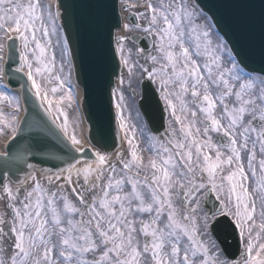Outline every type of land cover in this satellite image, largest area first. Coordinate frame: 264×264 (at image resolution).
<instances>
[{
	"label": "snow or ice",
	"instance_id": "obj_1",
	"mask_svg": "<svg viewBox=\"0 0 264 264\" xmlns=\"http://www.w3.org/2000/svg\"><path fill=\"white\" fill-rule=\"evenodd\" d=\"M82 6L90 25L101 27L104 0ZM61 7L59 0L55 12L43 0H0V264H264V0L119 5L126 15L111 38L122 64L134 75L138 61L130 63L123 45L138 39L129 33L142 31L153 43L140 67L169 116L164 132L148 137L147 162L134 142L136 129L129 131L120 115L122 91L116 106L127 154L77 147L62 110L75 96L60 75L70 55L67 27L56 23L64 19ZM17 74L26 82L17 81L14 93ZM26 92L47 104L50 117L55 111L63 148L49 140L56 133L47 125L20 135ZM65 150L74 155H58ZM52 159L63 166H40ZM209 190L220 201L212 223L230 217L238 232L237 259L220 258L208 214L198 215L199 194ZM225 190L227 199H220Z\"/></svg>",
	"mask_w": 264,
	"mask_h": 264
},
{
	"label": "water",
	"instance_id": "obj_2",
	"mask_svg": "<svg viewBox=\"0 0 264 264\" xmlns=\"http://www.w3.org/2000/svg\"><path fill=\"white\" fill-rule=\"evenodd\" d=\"M104 2L107 5L105 20L99 28L91 26L88 22L87 9L82 6L83 0H59L62 5L60 11L64 19H58V22L59 25L64 23L67 27L74 81L82 89L80 109L86 124V138L96 149L112 153L120 151V148L113 151L120 144V135L115 121L111 95V88L114 86L119 72V60L115 53L111 35L118 28L120 15L116 0H104ZM204 2L207 3L209 0H204ZM212 2H216V0H212ZM73 5L75 7H72ZM68 11L72 12L74 20H69ZM228 11V9H221L218 15L226 16ZM129 20L131 21V19ZM134 35L138 37L134 42L140 45L142 49L149 47L150 38H145V35ZM254 66L258 67L259 65ZM17 81L26 82V77H20V74H17V80H14L11 85L12 88L19 89L20 83ZM25 96L26 102L21 100L24 119L21 122L20 135L28 137L34 134L38 127L47 125L56 133V135H49V140L58 148H63V144L60 143L63 137L52 124V118L41 107L40 101L31 93L26 92ZM137 105L150 130L154 133L161 131L164 125L165 112L153 84L146 78L141 82ZM58 136L60 140L57 139ZM58 155L67 159L74 153L65 150L59 152ZM89 155L90 153H85V157ZM36 163L40 162L36 161ZM40 166L54 168V166L63 165L60 164L59 160L52 159L40 163ZM207 199L204 205L210 209L209 213H214L219 208V204L209 197ZM219 219L220 223L211 224V230L224 253L233 258L238 253V233L231 226V221L227 217H220Z\"/></svg>",
	"mask_w": 264,
	"mask_h": 264
},
{
	"label": "rangeland",
	"instance_id": "obj_3",
	"mask_svg": "<svg viewBox=\"0 0 264 264\" xmlns=\"http://www.w3.org/2000/svg\"><path fill=\"white\" fill-rule=\"evenodd\" d=\"M50 1L51 0H43V2L45 4H50ZM52 11H53V8H52ZM135 11H136V9H135ZM136 32H141V31H136ZM52 41H53V44L55 45L56 36L52 37ZM116 46H117L116 47L117 49L120 47V45L117 42H116ZM123 48H124V55L125 56L129 55V50H131L130 63L137 62V61H138V63H136L135 67L133 68L134 75H132V76L129 75L128 69L124 68V66L122 64L121 78H123V83H121V82L119 83V86L116 90V95H114L115 107H116V111L118 113V109L116 106L117 105V97L119 96L120 92L122 91L123 92V101L121 102V110L122 111L120 112V115L123 116L126 124L128 125L129 131L133 127L136 129L135 136H134V142H138L139 152L143 156L145 162H147V160L152 155V153L149 150H147L148 144H149L148 137L152 134L148 131L146 124H145L142 116L140 115V113L137 109L136 99H137L138 93H139V86H138L139 79L144 74L142 72V69L140 66L144 64L145 58L148 55V53L143 52L142 54L137 55V53H136L137 47L130 40H127L124 42ZM55 54H56V60H57L56 68L58 70L59 66H60V62H61V50L59 47L55 48ZM119 55H120V53H119ZM120 57H121V55H120ZM60 75L67 80V84L71 85V91L75 96V90L73 88V84L70 81L67 59L64 63L63 73H60ZM67 84L65 85V89L63 90V92L68 91ZM53 86H55V84H49L48 85L49 88H51ZM128 88L134 89L137 92L136 96H131L128 93ZM13 92L15 93L14 90H13ZM63 92H61V94H63ZM49 98L53 99V101L55 103V100L59 99V96H52L50 94ZM44 107L46 108L47 104H45ZM62 110L67 113V117L69 120V132H70V134L74 130L75 134L77 135V137L79 139L78 132H77L78 127H77V113H76L75 103H72L69 105V102L67 100L63 101L62 102ZM55 115H56L55 111H53L52 117H55ZM62 120H63V117L60 118V121H62ZM60 121H58V122H60ZM118 121L120 123L119 117H118ZM122 134L124 136V141H125V147L122 151L125 154H127L128 144H127L126 139H125V130H122ZM2 140H3V138H0V141H2ZM245 162H246V160H245ZM201 192L199 195H201ZM222 197L224 200L227 199V195L226 196L222 195ZM3 210H4L3 209V203L0 202V211H3ZM204 214H206V213L203 210H201L198 213V215H200V216H203ZM202 238H207V237H202ZM206 241H207V239H206Z\"/></svg>",
	"mask_w": 264,
	"mask_h": 264
},
{
	"label": "bare ground",
	"instance_id": "obj_4",
	"mask_svg": "<svg viewBox=\"0 0 264 264\" xmlns=\"http://www.w3.org/2000/svg\"><path fill=\"white\" fill-rule=\"evenodd\" d=\"M130 2L136 4L137 7L140 8V9H142L143 6H144V0H130ZM121 3H123V0H121L119 2V5ZM50 4L54 8V0H51ZM132 10H134V9H132ZM69 74H71L70 70H69ZM70 78H71V75H70ZM71 83H72V80H71ZM118 86H119V83L117 82L116 85H115V90H117ZM73 88L75 90V104H76V107H77L78 100L80 98V89L74 84H73ZM77 127H78L77 132H78L79 140L81 142L80 145H77V147H79V146H89V143H88V141L85 138V126H84L82 118L80 117L79 114L77 115ZM122 149H123V146L120 148V151ZM0 151H3V140L0 141ZM117 153L118 152H112V153H108V154H110V156L114 158Z\"/></svg>",
	"mask_w": 264,
	"mask_h": 264
},
{
	"label": "flooded vegetation",
	"instance_id": "obj_5",
	"mask_svg": "<svg viewBox=\"0 0 264 264\" xmlns=\"http://www.w3.org/2000/svg\"><path fill=\"white\" fill-rule=\"evenodd\" d=\"M153 43V42H152ZM168 119H169V116H168V113L166 112V125H165V128L167 127V121H168ZM165 130V129H164ZM164 132V131H163ZM162 132V133H163ZM214 137H215V134L213 133L212 134ZM215 192V191H214ZM216 193V192H215ZM226 195H227V192H226V190H225V192H224ZM176 203H177V206H179V200H177L176 201ZM201 208H202V205H201V202H200V210H201ZM200 210H199V212H200ZM202 239H204L205 241H206V239L208 240V238H202ZM224 259H226V258H224Z\"/></svg>",
	"mask_w": 264,
	"mask_h": 264
}]
</instances>
